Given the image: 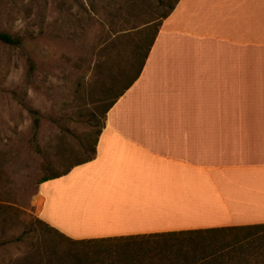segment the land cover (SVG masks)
Listing matches in <instances>:
<instances>
[{
    "label": "crops",
    "instance_id": "crops-1",
    "mask_svg": "<svg viewBox=\"0 0 264 264\" xmlns=\"http://www.w3.org/2000/svg\"><path fill=\"white\" fill-rule=\"evenodd\" d=\"M72 239L264 223V0H179L94 158L43 182Z\"/></svg>",
    "mask_w": 264,
    "mask_h": 264
},
{
    "label": "rangeland",
    "instance_id": "rangeland-1",
    "mask_svg": "<svg viewBox=\"0 0 264 264\" xmlns=\"http://www.w3.org/2000/svg\"><path fill=\"white\" fill-rule=\"evenodd\" d=\"M166 7L167 0H0V32L20 40L0 42V264H23L55 237L40 224L48 225L39 181L91 153L89 133L105 119L98 107L108 75L94 72L99 47L153 27Z\"/></svg>",
    "mask_w": 264,
    "mask_h": 264
},
{
    "label": "trees",
    "instance_id": "trees-1",
    "mask_svg": "<svg viewBox=\"0 0 264 264\" xmlns=\"http://www.w3.org/2000/svg\"><path fill=\"white\" fill-rule=\"evenodd\" d=\"M178 2L167 0L166 9L153 27L137 30L134 37L106 39L99 47L94 72L108 75L99 97L104 102L101 109L98 107L103 118L139 77L162 20ZM151 27L154 32L150 34ZM123 38H128L123 44L125 48L121 44ZM0 42L9 46L20 44L19 38L1 32ZM103 125L104 122L101 128L89 133L95 136L90 155L68 162L61 173L43 177L39 183L60 178L75 166L91 161ZM40 224L55 237L39 242L35 253L25 257L23 264H264V223L90 239H72Z\"/></svg>",
    "mask_w": 264,
    "mask_h": 264
}]
</instances>
